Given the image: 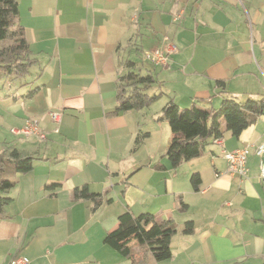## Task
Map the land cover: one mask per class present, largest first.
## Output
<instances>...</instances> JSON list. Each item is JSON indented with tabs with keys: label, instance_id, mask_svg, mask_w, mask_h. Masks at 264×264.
I'll list each match as a JSON object with an SVG mask.
<instances>
[{
	"label": "crops",
	"instance_id": "1",
	"mask_svg": "<svg viewBox=\"0 0 264 264\" xmlns=\"http://www.w3.org/2000/svg\"><path fill=\"white\" fill-rule=\"evenodd\" d=\"M16 1L33 64L24 77H0V152L36 161L0 194L10 199L0 213V264L20 256L29 264H130L103 243L125 212L175 225L172 258L148 264H264V155H249L244 177L228 175L222 157L264 144V115L175 169L164 157L172 135L160 118L169 101L216 109L224 98L264 96V0ZM166 44L174 48L167 68L146 59ZM129 71L153 76L146 94L156 99L116 113L118 82ZM52 111L61 113L58 123ZM28 119L45 140L10 133ZM84 187L100 195L96 208L74 199Z\"/></svg>",
	"mask_w": 264,
	"mask_h": 264
},
{
	"label": "trees",
	"instance_id": "2",
	"mask_svg": "<svg viewBox=\"0 0 264 264\" xmlns=\"http://www.w3.org/2000/svg\"><path fill=\"white\" fill-rule=\"evenodd\" d=\"M18 14L16 0H0V77H24L33 64L23 28L18 22ZM125 66L132 68L134 64L127 62ZM153 83V76H142L134 71L121 77L118 82L116 113L139 111L151 105L156 97L147 95L146 89ZM263 115L264 96L259 100L247 99L244 102L224 98L216 109L195 105L180 108L169 101L160 116L167 121L172 135L164 157L175 169L201 156L209 143L222 138L224 131L238 138ZM221 121L224 130H221ZM137 142L139 138L135 144ZM34 161L36 159L32 156H24L15 149L5 147L0 152V194H5L13 187V182L4 176L9 175L10 178L13 173L29 172ZM190 182L193 190L197 191L201 182L199 175L193 174ZM73 197L75 200L92 201L95 208L100 204V195L90 193L85 187L75 189ZM9 202L10 199L0 196V213ZM184 207L181 204V209ZM183 232L186 235L193 233L192 222L185 223ZM174 233L175 225L169 220L161 221L151 214L134 217L125 212L118 217L116 229L106 233L103 243L128 259L130 264H148V259L162 262L172 258L170 238ZM132 243L137 245V249H132Z\"/></svg>",
	"mask_w": 264,
	"mask_h": 264
},
{
	"label": "built area",
	"instance_id": "3",
	"mask_svg": "<svg viewBox=\"0 0 264 264\" xmlns=\"http://www.w3.org/2000/svg\"><path fill=\"white\" fill-rule=\"evenodd\" d=\"M173 52V46L166 44L164 47L155 49L150 53H147L145 56L146 59L153 65L160 68H167L169 61L168 57ZM48 116L52 122L58 123L60 121L61 113L52 111L48 113ZM10 133L14 136L26 138L33 137L38 140H45L46 138L45 133L39 129L38 121L35 119L26 120L22 127L12 128ZM213 143L223 147L221 138L213 140ZM251 153L258 158H261L264 155V144H259L257 146H243L232 151L223 150L222 157L226 162L228 175L238 177L246 176L248 172L247 161ZM259 178L264 181V162L262 160L259 162ZM9 264H29V259L22 256L15 257Z\"/></svg>",
	"mask_w": 264,
	"mask_h": 264
},
{
	"label": "rangeland",
	"instance_id": "4",
	"mask_svg": "<svg viewBox=\"0 0 264 264\" xmlns=\"http://www.w3.org/2000/svg\"><path fill=\"white\" fill-rule=\"evenodd\" d=\"M7 78H9V77H7ZM260 126H261V125H260ZM4 178H5V179H9V175H8V176H7V175L4 176Z\"/></svg>",
	"mask_w": 264,
	"mask_h": 264
}]
</instances>
